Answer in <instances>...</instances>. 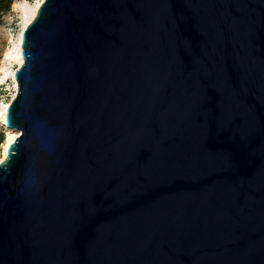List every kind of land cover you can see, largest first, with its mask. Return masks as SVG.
<instances>
[{
  "label": "water",
  "instance_id": "95a60500",
  "mask_svg": "<svg viewBox=\"0 0 264 264\" xmlns=\"http://www.w3.org/2000/svg\"><path fill=\"white\" fill-rule=\"evenodd\" d=\"M21 53L0 264H264V0H43Z\"/></svg>",
  "mask_w": 264,
  "mask_h": 264
},
{
  "label": "rangeland",
  "instance_id": "374dc122",
  "mask_svg": "<svg viewBox=\"0 0 264 264\" xmlns=\"http://www.w3.org/2000/svg\"><path fill=\"white\" fill-rule=\"evenodd\" d=\"M21 0H14L12 8L7 12L3 21L0 24V73L4 66H10L11 69L15 70L19 67V64L15 61L9 62L5 60L6 53L9 50L15 49L20 40V32L23 26V19L20 11L15 7V2ZM31 3L36 2L37 0H25ZM15 81L12 77L7 78L5 82L0 83V104L3 102H10L11 98L15 96L17 92ZM0 130L5 133V140L7 137V130L4 128V125H1ZM5 142V141H4ZM4 144V143H3ZM3 144L1 145L0 150V160L3 158Z\"/></svg>",
  "mask_w": 264,
  "mask_h": 264
},
{
  "label": "bare ground",
  "instance_id": "6f19581e",
  "mask_svg": "<svg viewBox=\"0 0 264 264\" xmlns=\"http://www.w3.org/2000/svg\"><path fill=\"white\" fill-rule=\"evenodd\" d=\"M43 0H37L34 3L25 1V0H21V1H17L15 2V7L20 11L21 15H22V19H23V26L20 32V40H19V44L15 49L9 50L6 53V57L5 60L9 62L15 61L20 65L23 64L24 62V58L23 55L21 53V39H22V31L23 29L26 27V25L28 23H30L35 15L37 14L38 8L40 7L41 3ZM14 71L13 69H11L10 66H4L1 73H0V83L5 82L7 80V78L12 77L13 80L15 81L16 87L18 86L17 81L14 77ZM9 105V102H3L2 104H0V122L1 119H3V117L6 116V109ZM1 125H3L1 123ZM4 128H5V124H4ZM7 130V137L6 140L3 144V158L2 160L5 158L6 156V152H7V147L9 145V143L13 142L19 135L18 132L9 130ZM0 160V161H2Z\"/></svg>",
  "mask_w": 264,
  "mask_h": 264
},
{
  "label": "trees",
  "instance_id": "16d2710c",
  "mask_svg": "<svg viewBox=\"0 0 264 264\" xmlns=\"http://www.w3.org/2000/svg\"><path fill=\"white\" fill-rule=\"evenodd\" d=\"M14 0H0V24L3 21L4 15L9 12L12 8ZM5 141V133L4 131L0 130V150H1V145Z\"/></svg>",
  "mask_w": 264,
  "mask_h": 264
},
{
  "label": "built area",
  "instance_id": "2783aa9c",
  "mask_svg": "<svg viewBox=\"0 0 264 264\" xmlns=\"http://www.w3.org/2000/svg\"><path fill=\"white\" fill-rule=\"evenodd\" d=\"M12 98H13V97H12ZM12 98H11V99H12Z\"/></svg>",
  "mask_w": 264,
  "mask_h": 264
}]
</instances>
